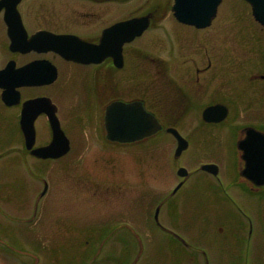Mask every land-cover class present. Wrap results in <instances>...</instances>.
<instances>
[{"label": "rangeland", "instance_id": "rangeland-1", "mask_svg": "<svg viewBox=\"0 0 264 264\" xmlns=\"http://www.w3.org/2000/svg\"><path fill=\"white\" fill-rule=\"evenodd\" d=\"M129 1L119 5V10L155 7L164 17L156 21L158 27L160 22L164 26L159 35L149 31L142 38L150 53L162 51L170 69L179 72L191 67L198 54L210 58L212 68L222 70L226 80L232 81L225 90L236 94L241 90L243 102L254 104L252 110L249 106L242 109L240 123L255 122V91L263 83L252 80L251 75L264 70V28L245 0H223L217 17L205 29L179 23L171 9L174 0ZM53 99L62 127L72 140V151L79 157L74 162L65 158L49 164L27 158L34 167L31 174L23 171L22 159L13 154L0 159V182L10 184L6 193L9 204L3 207L15 219H6L2 232L25 240L31 232H38L39 237L50 240H38L35 246L42 251L40 264H91L104 244V251L114 252L117 264H246L237 257V253L246 254L245 246L239 249L238 245L241 233L253 240L249 251L253 256L264 254V197L246 194L238 208L223 199L226 191L232 192L229 185L238 180L239 173L223 168L221 162L226 165L228 159L220 156V148L212 146L208 152L221 165L218 176L198 170L174 192L177 168L196 169L200 165L196 159L203 154L189 136L191 125L165 122L190 141L178 160L174 140L165 129L140 144L99 146L90 142L81 150L83 131L68 117L70 99L56 94ZM0 111L10 118L13 115L1 103ZM155 114L162 118L161 110ZM0 125L6 150L20 146L17 124L8 120ZM85 127V133L95 132ZM36 128L41 144L50 134L46 120L40 119ZM227 144L233 148V143ZM104 146L109 151L104 152ZM208 190L213 194L210 199ZM26 218L35 225L25 222ZM10 244L13 249L9 252L32 264L29 256L18 255L17 242ZM103 257L105 253L101 262ZM0 264L7 263L1 260Z\"/></svg>", "mask_w": 264, "mask_h": 264}, {"label": "flooded vegetation", "instance_id": "flooded-vegetation-1", "mask_svg": "<svg viewBox=\"0 0 264 264\" xmlns=\"http://www.w3.org/2000/svg\"><path fill=\"white\" fill-rule=\"evenodd\" d=\"M2 1L4 0H0V3ZM119 2L124 3V0H8L7 5H0V72L5 70L10 62H14L13 73L16 74L17 84L22 83L24 74L28 78L37 76L38 80H45L54 74L55 69L57 72V79L48 85L18 87L20 100L12 107L3 103L4 88H0V103L13 111L11 118L0 111V124L8 120L13 121L17 124L21 137L20 146L15 145L13 149L6 150L5 145L2 144L3 129L0 125V159L13 154L16 159H22L25 167L23 171L31 174L34 167L30 165L27 158L49 164L65 158L71 159L70 154L75 152V150L72 151L71 139L70 151L56 159H39L32 154V150L27 149L21 123L24 103L30 99L48 97L56 106L53 99L55 94L62 96L63 99H70L68 106L70 121L95 130L81 136V150L87 149L90 142L99 146L104 143L113 144L107 140L106 134L100 132V128L105 126L106 109L110 104L141 102L148 111L155 113L161 110L162 118H158L163 126L165 122H168V124H189L193 127L190 137L194 146L198 148V152L203 154L196 159V162L200 164L198 168L189 172L187 177L180 178L178 185L187 183L198 169L202 170L205 164L217 165L220 172L221 165L208 153L210 147L217 146L222 152L220 156L228 160L235 158V161L237 158V161L233 163L227 160L226 165L221 162L223 168L225 166L239 173L238 180L229 185L232 192L226 191L223 199L238 207L240 200L246 194L264 195V186H256L242 176L245 168L244 153L238 147L246 136L248 126L253 125L264 134V70L255 74V78L263 83V86L255 91L257 92L255 103L257 110L253 118L255 122L249 125L241 124L242 109L247 105L243 102L241 90L238 94L225 90L226 85L232 81L226 80L223 71L213 69L212 60L201 54L191 61V67L180 72L171 70L170 62L168 63V60L164 58L165 54L162 51L158 55L151 54L142 39L152 30L159 35L164 26L163 22H160L161 26L158 27L156 21L158 19L163 21L164 17L160 16L155 7L146 10L143 6H137L130 12L124 11L123 8L119 10L121 7ZM144 15L150 16L151 25L141 36L124 44L121 67L118 56L99 60L97 55H92L93 47L103 43L106 30L121 21ZM10 28L14 29L13 34L18 49L15 52L10 49L12 42ZM50 33L72 36L69 41H66L67 44L84 46L85 57H95L98 61L79 63L66 59L50 48L54 44ZM115 36L112 34L111 44H118V38ZM184 61L188 64V61ZM6 76L2 77L4 83H6ZM215 104L226 105L228 117L220 123L207 122L204 112ZM253 106L254 104L250 105L249 109L252 110ZM57 115L59 116L58 106ZM41 118L48 121L45 115H41L36 119L35 127ZM52 141L53 133L50 128L48 138L41 144L38 143V136H36L33 149L47 146ZM228 142L233 143V148L228 146ZM9 187V183L0 182V207L8 199L6 193ZM207 196L209 199L212 198V191L208 190ZM1 217L3 219L0 220V259L7 264H30L9 252L13 249L10 244L13 240L14 243L19 244L18 255L29 256L32 264H40L43 255L42 251L35 248L39 243L37 232H31L32 234L26 240L15 234L12 239L11 233L5 234L2 229L6 226V219H15L5 211L2 212ZM26 221L30 219L26 218Z\"/></svg>", "mask_w": 264, "mask_h": 264}, {"label": "water", "instance_id": "water-1", "mask_svg": "<svg viewBox=\"0 0 264 264\" xmlns=\"http://www.w3.org/2000/svg\"><path fill=\"white\" fill-rule=\"evenodd\" d=\"M222 0H175L174 11L175 16L183 23L195 25L199 28L206 27L211 24L212 19L216 16L217 8ZM253 8V14L257 21L264 26V0H247ZM149 18H137L127 22L118 24L115 27L116 32L120 35V42L117 46L118 52L121 54L122 45L126 41L132 40L135 36L141 34L148 26ZM64 50V49H63ZM66 56H77L81 54L80 51H63ZM72 52V53H69ZM54 75L50 81L54 80ZM43 84V83H42ZM11 90H14L16 84H12ZM30 108H38V113L46 112L49 115L50 122L54 131L55 142L48 147L39 148L34 151V154L39 157H56L69 150V142L64 132L61 129L58 121L55 108L48 103L47 99L41 98L29 102ZM220 113V117L217 116ZM216 113V114H215ZM206 115L210 116V121H221L226 117V108L217 105L206 110ZM27 117L24 123V131L31 140L30 146L34 139L33 118ZM106 128L108 138L117 142H134L143 138L152 136L162 129L157 119L151 114L147 113L140 103L130 105L117 104L112 105L107 110ZM178 140L177 155H179L186 147L187 143L175 129H170ZM63 142L58 144V142ZM241 148L245 150V159L247 167L244 175L254 181L258 185L264 184V136L260 132L251 128L247 131V138L243 142ZM63 148V149H62ZM62 149V153L54 155L53 152ZM209 168V166H206ZM179 174L186 175L185 169H180Z\"/></svg>", "mask_w": 264, "mask_h": 264}]
</instances>
